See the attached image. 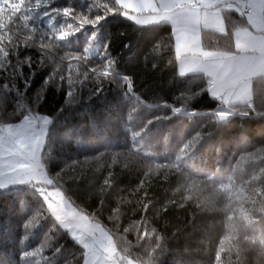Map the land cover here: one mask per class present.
I'll return each mask as SVG.
<instances>
[{
  "label": "snow or ice",
  "instance_id": "1",
  "mask_svg": "<svg viewBox=\"0 0 264 264\" xmlns=\"http://www.w3.org/2000/svg\"><path fill=\"white\" fill-rule=\"evenodd\" d=\"M74 2L69 0L67 6L54 7L55 0H0V80L3 81L0 83V102H7L13 93L23 97L31 77L49 66L51 71L45 85L58 90L64 88L69 100L78 98L82 88L91 87L98 93L106 82L124 89L125 94L130 93L134 87L133 78L117 79L118 58L108 52L107 42L102 53L106 58L99 64L90 59L88 47L81 52L67 51L60 42L89 27L94 29L89 40H95L97 26L109 15L123 16L141 28L170 23V34L166 39L162 38V44H157L155 50L168 49V64L178 66L179 75L203 72L207 78L199 92L182 93L177 98L179 106L173 107L172 111L180 112L203 92L220 101V110L183 144L174 161L146 159L143 178L136 191L146 189V183L153 175L162 174L165 180L174 175L181 180L177 192L184 193L183 200H191L193 194L202 190L203 182L184 175L180 161L209 135L210 129L233 115L234 104L245 105V111L240 113L243 116L264 117V0H87L86 10L73 7ZM84 2L80 0V3ZM234 15H238L239 21L232 19ZM206 30L218 33L227 44L207 43ZM29 48H35L40 55H25L24 50ZM157 67L154 63L153 68ZM17 80L24 82V89L17 87ZM42 99L38 94L33 105L24 106L23 112L19 111L18 99L17 110L0 117V189L10 184H27L34 190L33 195L42 198V206L24 221L26 231L52 218L43 244L24 253L23 258L28 259L29 264H40L56 235L66 230L82 248L66 264H158V257L167 250V239L148 219L153 205L147 199V191L144 192L145 199L137 201L143 214L129 224L127 230L123 229L125 237L134 234L138 246L143 248V255H136L132 251L136 245L121 247L116 234L102 222L97 210L90 211L73 199V193L65 185L68 180L75 183L78 175L65 179L68 174L64 167L54 175L49 173L46 143L52 118L37 111ZM16 116L21 118L14 122ZM130 155L141 156L136 149H130L92 157L94 161L105 160L107 174L99 187L101 205L104 194L113 189L114 167ZM257 160L259 171L238 183L237 177L244 165L254 164ZM85 163L72 161L65 164L77 173ZM220 190L228 198L223 210L226 228L213 245V261L223 264L225 254H234V264H244L246 257L241 254L239 244L240 226L254 227L264 223V213L260 212L257 218L243 203H236L234 196L245 203L253 196L264 197V146L251 150L246 146ZM123 202L121 198L119 203ZM119 203L112 207L113 219H119ZM168 203L174 205L177 202L170 200ZM163 210L167 211V206ZM257 240L264 246V235L249 237L248 242L254 245Z\"/></svg>",
  "mask_w": 264,
  "mask_h": 264
},
{
  "label": "trees",
  "instance_id": "2",
  "mask_svg": "<svg viewBox=\"0 0 264 264\" xmlns=\"http://www.w3.org/2000/svg\"><path fill=\"white\" fill-rule=\"evenodd\" d=\"M68 3L69 0H55L53 6L63 7ZM72 6L86 10L87 0L84 3L75 0ZM232 19L239 21L238 15ZM93 30L89 27L76 33L61 41V47L74 52L88 47L90 59L99 64L106 58L102 53L107 42L108 52L118 58L115 75L117 79L124 76L133 78L132 92L125 94L124 89L106 82L98 93H94L91 87L82 88L78 98L69 100L64 88L58 90L45 85L51 71L49 66L31 77L23 97L13 93L7 102H0V117L16 111L18 99L19 111L23 112V107H31L39 94L43 99L37 111L52 118L46 143L47 170L54 175L64 167L68 174L65 179L71 175L79 176L75 183L68 180L65 187L70 188L73 199L81 206L99 212L102 222L116 234L121 247L136 245L132 248L133 254L143 255L144 250L138 246L134 234L125 237L123 229L143 214L137 201L145 199L144 192L147 191V199L153 205L148 219L167 239V250L158 257V264H214L212 248L225 231L223 210L228 203L227 194L220 190V186L231 174L246 146L249 150L264 146V117L243 116L240 113L245 111V105H233V115L215 129H210L209 135L180 161L184 175L203 182L202 190L193 194L183 208L179 205L185 202L184 193L177 192L181 183L177 176H169L165 180L162 174L153 175L147 181L146 189L136 191L143 178L146 159L174 161L183 144L220 110V101L203 92L180 112L172 111L173 107L179 106L177 98L182 93L199 92L207 78L203 74L179 75L178 66L168 64V49L155 50L157 44H162V38L166 39L170 34L171 25L141 28L116 14L101 21L97 26V38L90 41L89 35ZM205 41L223 43L218 33L207 30ZM24 54L40 55L35 48L25 49ZM171 55L174 56V52ZM154 63L157 68H153ZM24 67L27 72V66ZM17 87L24 89V82L17 80ZM20 118L13 117V121ZM130 149H136L141 156L130 155L125 162L114 167L113 189L104 194V204L101 205L99 187L107 174L105 160L94 161L92 157ZM72 161L86 163L73 173L65 164ZM259 166L258 160L244 165L237 182H243L258 172ZM33 191L27 184L0 189V264H29V260L23 258L24 253L40 247L49 232L51 217L28 231L23 226L24 221L43 204L42 198L38 194L33 195ZM121 198L123 203H119ZM170 200L177 203L169 204ZM234 200L243 203L259 218L260 212L256 210L259 198L253 196L245 203L234 196ZM117 203L120 206L119 219L110 220L112 207ZM165 206L167 211L163 210ZM261 235H264V223L254 227L241 225L240 248L249 245L248 240H244L245 236ZM81 251V246L68 232L61 230L40 264H66ZM243 256L246 257L244 264H264V246L257 240ZM234 260V254H225L223 264H232Z\"/></svg>",
  "mask_w": 264,
  "mask_h": 264
},
{
  "label": "clouds",
  "instance_id": "3",
  "mask_svg": "<svg viewBox=\"0 0 264 264\" xmlns=\"http://www.w3.org/2000/svg\"><path fill=\"white\" fill-rule=\"evenodd\" d=\"M201 35H203V34H201ZM214 44H219V45H221V46H225L226 44H227V41L226 40H223V43L221 44V43H218V42H213ZM187 202V200H185V202L184 203H181L179 206L181 207V208H183L184 206H185V203ZM258 204H259V207L256 209L257 211H259V212H261V213H264V197H261L260 198V200L258 201ZM197 206H199V205H197ZM109 219L111 220V219H113V217H109ZM118 220V219H117ZM132 223H134V221H132ZM119 225H117V227H118ZM125 229L127 230V227H125ZM249 239V237L248 236H245L244 237V240H248ZM248 247H251V244L249 243V245L247 246V247H241V254L243 255V253L244 252H246L247 251V249H248ZM232 264H234V262H232Z\"/></svg>",
  "mask_w": 264,
  "mask_h": 264
},
{
  "label": "crops",
  "instance_id": "4",
  "mask_svg": "<svg viewBox=\"0 0 264 264\" xmlns=\"http://www.w3.org/2000/svg\"><path fill=\"white\" fill-rule=\"evenodd\" d=\"M125 18V17H124ZM126 19V18H125ZM126 20H128V19H126ZM128 21H130V20H128ZM132 22V21H131ZM160 24H169V25H171L170 23H168V22H162V23H160ZM207 31H211V30H207ZM178 72H179V70H178ZM191 74H203V75H205L203 72H189V73H187V74H185V75H191ZM185 75H182V76H185ZM236 104H242V103H236ZM236 104H234V105H236Z\"/></svg>",
  "mask_w": 264,
  "mask_h": 264
},
{
  "label": "rangeland",
  "instance_id": "5",
  "mask_svg": "<svg viewBox=\"0 0 264 264\" xmlns=\"http://www.w3.org/2000/svg\"><path fill=\"white\" fill-rule=\"evenodd\" d=\"M12 185H22V184H19V183H16V184H10V185H8L7 187L12 186Z\"/></svg>",
  "mask_w": 264,
  "mask_h": 264
}]
</instances>
